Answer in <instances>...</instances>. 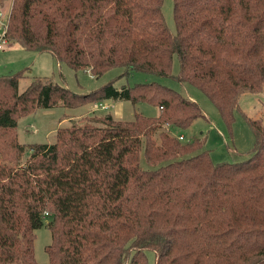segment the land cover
Here are the masks:
<instances>
[{
	"label": "trees",
	"instance_id": "trees-1",
	"mask_svg": "<svg viewBox=\"0 0 264 264\" xmlns=\"http://www.w3.org/2000/svg\"><path fill=\"white\" fill-rule=\"evenodd\" d=\"M6 2V44L48 53L93 78L122 68L188 83L229 131L239 96L264 92V0H173L175 34L162 0H0V10ZM107 100L160 112L72 122L52 144L17 140L18 119L38 109ZM203 117L196 103L158 83L118 90L109 82L75 94L48 77L1 76L0 264H38L34 232L44 219L46 264H148V251L154 264H264V126L246 119L249 157L214 164L202 139H179Z\"/></svg>",
	"mask_w": 264,
	"mask_h": 264
},
{
	"label": "rangeland",
	"instance_id": "rangeland-1",
	"mask_svg": "<svg viewBox=\"0 0 264 264\" xmlns=\"http://www.w3.org/2000/svg\"><path fill=\"white\" fill-rule=\"evenodd\" d=\"M8 4L0 10V33L3 24L7 22ZM173 0H162V14L165 24L172 34H175L173 23ZM0 50V77L22 71L27 77H48L51 81L68 88L75 94H86L101 86L112 82L113 86L120 90L122 87H132L135 84L158 83L180 93L183 97L196 103L203 113V118L196 119L191 126L181 132L183 141L202 139L203 149L209 153L214 164L237 163L246 160L253 147L254 136L246 119L260 120L264 126V92L242 93L237 102L238 109L233 113L234 121L230 131L220 118L216 108L209 99L197 88L188 83H179L172 78L160 77L152 74L132 71L123 75L122 68H112L98 78H93L89 72L73 71L64 64L58 63L48 53H35L23 50L17 44L2 43ZM178 72V61L174 57L172 61V76ZM28 84L24 79L19 84V91ZM159 108L146 104L129 101L107 100L94 107L84 106L77 109H65L56 107L52 109H38L33 113L18 119L16 134L21 145L52 144L55 141V133L58 128L71 125L72 122L82 124L92 120H100L99 117L109 115L114 120L131 121L134 114L155 118L159 115ZM28 128H32L31 130ZM172 134H177L173 131ZM29 155L26 152L22 162ZM140 164L148 167L140 154ZM47 219L43 220L40 228L35 230L34 259L38 264H46L48 261L45 248L51 242V235L47 226ZM148 264H154V254L146 252Z\"/></svg>",
	"mask_w": 264,
	"mask_h": 264
},
{
	"label": "built area",
	"instance_id": "built-area-1",
	"mask_svg": "<svg viewBox=\"0 0 264 264\" xmlns=\"http://www.w3.org/2000/svg\"><path fill=\"white\" fill-rule=\"evenodd\" d=\"M0 41H1L3 44L5 43V41H2V40H0ZM1 49H2V45L0 44V50H1ZM179 139H180V140H183V137L180 136Z\"/></svg>",
	"mask_w": 264,
	"mask_h": 264
},
{
	"label": "crops",
	"instance_id": "crops-1",
	"mask_svg": "<svg viewBox=\"0 0 264 264\" xmlns=\"http://www.w3.org/2000/svg\"><path fill=\"white\" fill-rule=\"evenodd\" d=\"M1 50H2V49H1ZM86 72H87V71H86ZM28 129H30V130H31L32 128H28Z\"/></svg>",
	"mask_w": 264,
	"mask_h": 264
}]
</instances>
